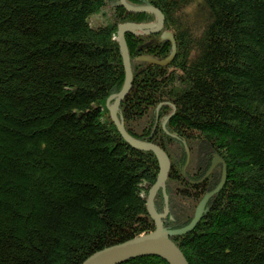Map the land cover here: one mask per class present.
Instances as JSON below:
<instances>
[{
	"label": "trees",
	"instance_id": "1",
	"mask_svg": "<svg viewBox=\"0 0 264 264\" xmlns=\"http://www.w3.org/2000/svg\"><path fill=\"white\" fill-rule=\"evenodd\" d=\"M127 1L163 15L156 33L123 34L131 82L116 111L168 158L153 210L180 229L211 193L170 236L188 264H264V0ZM153 21L119 0H0V264H80L153 231L160 160L107 111L124 78L117 25Z\"/></svg>",
	"mask_w": 264,
	"mask_h": 264
},
{
	"label": "water",
	"instance_id": "2",
	"mask_svg": "<svg viewBox=\"0 0 264 264\" xmlns=\"http://www.w3.org/2000/svg\"><path fill=\"white\" fill-rule=\"evenodd\" d=\"M119 3L126 11L151 12L154 16V21L149 23L125 22L117 25L114 39L121 54L124 69V78L121 89L116 94L109 97L110 99L113 98V101L111 102V104L107 105L108 116L123 140L134 148L154 152L160 160V171L155 179V182L149 188L145 198L146 212L154 224V229L148 234L135 236L123 242L101 248L88 255L80 264H117L130 258L145 255L158 256L167 264H188L179 248L170 239V236L183 234L189 231L195 225L199 218L200 209L211 193L206 194L201 198L194 210L193 217L189 224L180 229H165L162 226L160 220L161 215L155 213V211L153 210L152 199L155 193L158 189H161V191L163 192V183L169 171L168 158L158 146L149 143H141L129 137L123 129L121 123L117 119L116 111L122 98L129 90L131 82V70L123 34L126 32L132 34L156 33L160 31L163 26V15L157 8L149 4L134 5L129 3L127 0H119ZM162 35L164 38L168 39L171 43V46L174 47V40L170 32L163 31ZM172 55L173 52H171L170 56ZM168 57L169 56H167V58ZM141 58L155 65H164L166 63L165 59L158 60L150 56H143ZM220 185L221 184H219V186L214 191L218 190Z\"/></svg>",
	"mask_w": 264,
	"mask_h": 264
},
{
	"label": "rangeland",
	"instance_id": "3",
	"mask_svg": "<svg viewBox=\"0 0 264 264\" xmlns=\"http://www.w3.org/2000/svg\"><path fill=\"white\" fill-rule=\"evenodd\" d=\"M89 20L92 25H100V24H105L108 22V19L106 16H101L99 14L91 15Z\"/></svg>",
	"mask_w": 264,
	"mask_h": 264
}]
</instances>
